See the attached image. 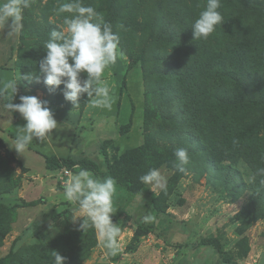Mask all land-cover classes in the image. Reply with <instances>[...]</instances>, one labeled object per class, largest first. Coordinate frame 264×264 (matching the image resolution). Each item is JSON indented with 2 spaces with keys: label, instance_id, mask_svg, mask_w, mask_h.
<instances>
[{
  "label": "rangeland",
  "instance_id": "rangeland-1",
  "mask_svg": "<svg viewBox=\"0 0 264 264\" xmlns=\"http://www.w3.org/2000/svg\"><path fill=\"white\" fill-rule=\"evenodd\" d=\"M67 2L30 0L18 34L0 26V89L17 80L13 96L0 92V264H55L53 251L64 264H264V176L257 174L264 168V0H220L224 24L200 39L191 26L207 0H80L120 38L117 61L102 77L110 108L87 94L75 107L64 85L51 91L43 83V45L53 29L67 35L72 14L58 11ZM22 95L47 101L58 124L23 156L9 144L26 121L5 108ZM101 147L111 163L141 148V175L156 168L165 181L163 188L140 181L136 194L115 184V251L91 226L80 228L83 218L71 219L78 205L63 189L83 166L45 164L56 155L106 169ZM180 147L189 154L183 172L174 155ZM203 237L219 238L232 261Z\"/></svg>",
  "mask_w": 264,
  "mask_h": 264
},
{
  "label": "clouds",
  "instance_id": "clouds-1",
  "mask_svg": "<svg viewBox=\"0 0 264 264\" xmlns=\"http://www.w3.org/2000/svg\"><path fill=\"white\" fill-rule=\"evenodd\" d=\"M29 6L30 0H3L0 3V26H7L9 35L18 34L23 27V10ZM220 6V0H207L192 23L193 39L207 38L217 25L224 24ZM58 11L72 15L64 19L67 35L53 29L50 38L43 45L46 55L39 63L43 83L51 91L64 85L62 94L75 107L79 104L80 97L87 94L88 97L98 98L93 101L94 104L110 108L109 88L102 86V77L105 70L117 61L119 36L113 32L110 23L101 22L103 17L93 7L84 6L80 0H69L61 4ZM82 73L86 74L85 79H82ZM25 79L31 80L32 76L28 75ZM6 90H11L13 96L17 91V80L4 83L0 92ZM12 96L5 108L10 112H18L26 124L17 127L9 147L23 156L34 138L39 141L48 139L58 124L47 101L36 96L22 95L19 97L20 103L14 104L11 103ZM174 155L176 167L183 172L184 165L189 160L188 150L177 148ZM257 174L264 176V168L258 169ZM139 179L144 184L165 187L164 177L156 168L149 169ZM115 184L116 181L110 176L100 179L87 169H80L70 176L63 189L66 199L78 205L76 215L71 219L75 221L83 218L80 228H94L104 247L110 251L116 250L120 233V228L112 221ZM144 219L148 220L150 217ZM52 258L55 264H64L65 257L59 252L53 251Z\"/></svg>",
  "mask_w": 264,
  "mask_h": 264
},
{
  "label": "trees",
  "instance_id": "trees-1",
  "mask_svg": "<svg viewBox=\"0 0 264 264\" xmlns=\"http://www.w3.org/2000/svg\"><path fill=\"white\" fill-rule=\"evenodd\" d=\"M241 4L247 6L251 3V0H238ZM102 148V147H101ZM102 153L106 157L107 165L106 169H103L100 164L95 162L90 158H82L79 161L73 159H62L58 158L56 155H50L45 157V164L47 169L57 170L63 167L72 168L77 164L83 166L91 172L96 178L112 177L116 184L123 187L127 192L139 193L140 189V179L139 177L145 170V160L143 159L141 148H130L123 151L120 156L111 163L106 156L105 149H101ZM154 208L157 210L158 216H160L163 211L155 203ZM141 226H149L153 230H157L155 225H148L145 221L139 220ZM185 228V227H184ZM160 229V228H158ZM185 230V229H184ZM201 244L206 246H213L216 248L222 259L226 262H231V257L225 251L223 244L217 237H203L200 239ZM234 263H236L234 261Z\"/></svg>",
  "mask_w": 264,
  "mask_h": 264
}]
</instances>
